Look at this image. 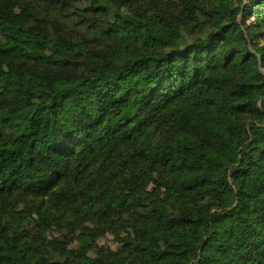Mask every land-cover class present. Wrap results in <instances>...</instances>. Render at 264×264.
<instances>
[{
    "label": "trees",
    "instance_id": "obj_1",
    "mask_svg": "<svg viewBox=\"0 0 264 264\" xmlns=\"http://www.w3.org/2000/svg\"><path fill=\"white\" fill-rule=\"evenodd\" d=\"M243 5L0 0V264H264V49Z\"/></svg>",
    "mask_w": 264,
    "mask_h": 264
},
{
    "label": "rangeland",
    "instance_id": "obj_2",
    "mask_svg": "<svg viewBox=\"0 0 264 264\" xmlns=\"http://www.w3.org/2000/svg\"><path fill=\"white\" fill-rule=\"evenodd\" d=\"M249 0H244V5H243V9H244V13L249 14L250 15V19L245 22L243 24V28L244 31L251 43L252 46H259V50L264 49V41H262L261 39V31H260V27L258 25L257 22V12L258 9L256 7V5H249L248 4ZM145 17L148 18L149 20V15L145 14ZM255 19L258 27L252 28L250 26H248V24L251 22V20ZM153 27L156 30H160L161 28H168L170 30H172V26L170 24L167 23H161V24H153ZM96 28L98 30H100V32L103 31L101 26H96ZM131 28L129 25L119 22L117 24V31L118 33L121 32L124 29H128ZM136 32H138V30H135ZM115 39L116 42L119 43V45L122 47V49H132V45L129 44L128 42H126V40L122 39L121 36H119L118 34L115 35ZM33 38L29 37V36H24V41L25 42H32ZM135 57H137V55H135ZM0 95H1V91H0ZM190 107H196V108H202V104L200 103V101L198 100H193V99H180L177 103V105L173 108L172 112L177 115L179 113H181L182 111H184L187 108ZM154 178H156V176H154ZM87 230L90 232L92 230L91 226H88ZM99 244L101 246H109L113 249L117 248V244L115 243L113 237L111 235H108L106 238H103L99 241Z\"/></svg>",
    "mask_w": 264,
    "mask_h": 264
},
{
    "label": "water",
    "instance_id": "obj_3",
    "mask_svg": "<svg viewBox=\"0 0 264 264\" xmlns=\"http://www.w3.org/2000/svg\"><path fill=\"white\" fill-rule=\"evenodd\" d=\"M256 1H257V0H256ZM256 1H255V2H256ZM263 72H264V71H263Z\"/></svg>",
    "mask_w": 264,
    "mask_h": 264
}]
</instances>
